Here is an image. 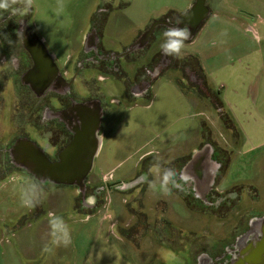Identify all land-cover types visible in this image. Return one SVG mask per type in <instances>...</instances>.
Returning <instances> with one entry per match:
<instances>
[{"label":"rangeland","instance_id":"1","mask_svg":"<svg viewBox=\"0 0 264 264\" xmlns=\"http://www.w3.org/2000/svg\"><path fill=\"white\" fill-rule=\"evenodd\" d=\"M194 2L32 0L31 20L59 67L72 71L91 31L97 30L108 51L123 54L154 21H175ZM207 5L212 14L193 40L184 41L179 58L166 56L146 94L132 96L126 87L135 73L157 67L165 26L145 49L122 58L127 76L91 72L99 80L88 82L94 87L88 98L99 95L106 110L87 179L86 205L94 202L92 208L76 187L37 185L29 173L12 167L0 172V264H192L200 251L218 239L231 240L248 219L264 215V0ZM189 56L200 60L202 72ZM191 65L206 77L234 125L226 127L221 109L202 96L200 83L191 82L185 71ZM24 101L0 91L1 147L22 130ZM207 143L226 164L217 190L240 191L237 203L217 213L176 192L171 179L170 194L161 188L166 171L181 170ZM151 150L159 153L136 168ZM111 172L124 184L142 172L148 176L133 189L109 192L102 177ZM22 198L30 203L22 204ZM106 198L111 219L103 220Z\"/></svg>","mask_w":264,"mask_h":264},{"label":"flooded vegetation","instance_id":"2","mask_svg":"<svg viewBox=\"0 0 264 264\" xmlns=\"http://www.w3.org/2000/svg\"><path fill=\"white\" fill-rule=\"evenodd\" d=\"M12 9H15L14 14ZM12 9L8 11L0 9V91L13 93L25 99V103L21 105L25 119L18 125L22 127V130L17 132L18 136L11 143L0 146V172H7L9 167L20 169L16 165L17 159L12 155L11 149L14 143L22 138L35 142L44 150L48 158L55 162L62 149L73 138L68 120H75L81 116L84 112L83 107H87L88 103L101 100L99 95L88 98L92 93L91 90L94 89L88 86V82L94 79L98 81L102 72L106 74H109V71L114 72L113 76L128 75L124 68L127 63L121 62L123 60L121 54L108 51L101 43V38H98L97 30L91 31L87 37L85 49L73 62V70H62L55 56L46 48L43 39L39 37L32 25V7L26 9L23 4L17 3L12 6ZM170 21L174 22L172 19ZM130 48L128 47L124 53L129 52ZM135 52L125 55L124 58ZM166 59V55L162 53V58L158 64L156 63L157 67L145 70L147 74L135 73L132 84L126 87L129 94L135 97L146 94L157 72L166 63ZM196 69L194 66H187L185 70L190 74L191 82L194 80V84L202 82L200 75H197L200 69L198 68V71ZM92 71L99 72V75H95V72L91 73ZM31 95L33 100L30 101L28 99H31ZM101 106L104 119L106 110L102 102ZM30 129L34 130V133L30 134ZM208 144L210 143L206 145ZM191 158L192 156L183 163L181 170L175 171L174 178L173 176L170 178L172 183L179 184V187H174L176 192L186 194V198L194 197L195 203L200 204L199 207L205 206V209L215 213L221 206L227 204L233 206V201L237 203V200H240V191L229 190L227 194H220L217 190V184L221 179L220 176L224 175L225 167L216 149L213 150L212 159L223 165L211 187L208 185L211 169L207 166L208 168L204 169V177L199 178L196 167L186 168ZM204 165H206L205 162L201 160L196 166L200 168ZM181 175L184 177L182 180ZM146 176L148 175L142 172L138 178L132 180L133 183L129 186L125 188L118 186L113 189L128 191L140 182L146 181ZM33 181L37 185L42 184L36 183L34 178ZM106 188L109 190L107 186ZM83 204L86 205V201L83 200ZM209 248L212 253L208 249L200 251L191 261L192 264H264V215L251 217L245 228L237 232L231 240L218 239Z\"/></svg>","mask_w":264,"mask_h":264},{"label":"water","instance_id":"3","mask_svg":"<svg viewBox=\"0 0 264 264\" xmlns=\"http://www.w3.org/2000/svg\"><path fill=\"white\" fill-rule=\"evenodd\" d=\"M210 15L211 11L207 6V0H195L194 4L186 12L180 14L174 22L169 20L154 21L150 28L132 45L129 52L120 56L124 57L129 53L144 49L159 26L167 28L170 26L181 28L187 26L191 32L188 41H191ZM177 21L182 22L177 24ZM83 111L82 115L75 118V120H68L73 138L62 149L55 162H52L44 150L35 142L26 138L18 139L14 143L11 153L17 159V167L29 173L36 183L76 187L82 193L85 202L87 179L93 169L95 157L101 146L100 131L103 120L101 101L95 100L88 103L87 107H83ZM213 150L214 148L210 144L205 145L192 155L186 166V168L189 166L196 167L199 178L204 177V169L208 166L212 171L208 184L210 187L214 185L222 168L221 163L212 160ZM201 160L206 165L199 168L196 165ZM118 186L125 188L129 184L115 182L109 184L108 189L112 190Z\"/></svg>","mask_w":264,"mask_h":264},{"label":"clouds","instance_id":"4","mask_svg":"<svg viewBox=\"0 0 264 264\" xmlns=\"http://www.w3.org/2000/svg\"><path fill=\"white\" fill-rule=\"evenodd\" d=\"M21 3L23 6L28 9L32 6V0H0V9L8 11L9 9H12V6ZM13 14L15 13V9H12ZM182 21H177V24L181 23ZM191 32L190 29L185 26L184 28L177 27V26H170L166 29V31L163 33L164 41L161 44V51L166 56H174L179 58L182 53V49L184 47V41L188 40L190 38ZM174 170L166 171L163 175V180L161 182V188L165 194H170L171 189L169 188V180L170 177L175 175ZM180 179H184V177L181 175ZM172 187H179L178 182L172 183ZM22 204L28 205L30 201L24 200L22 198ZM62 224V221H60ZM56 242H60V238L57 237ZM69 240H63V243L66 245L69 243Z\"/></svg>","mask_w":264,"mask_h":264},{"label":"trees","instance_id":"5","mask_svg":"<svg viewBox=\"0 0 264 264\" xmlns=\"http://www.w3.org/2000/svg\"><path fill=\"white\" fill-rule=\"evenodd\" d=\"M192 60V63L196 66H198V68L202 69L201 67V63H200V60L195 57V56H189ZM190 63V61H189ZM192 66V65H191ZM196 66V67H197ZM203 71V69H202ZM201 71V72H202ZM202 79V82L200 83L201 85L200 86V90H201V94L202 96L208 98L212 104L214 105V107L217 109V110H220L221 111V116H222V120H223V124L228 127L229 123L233 124V122L231 121V118L227 115L226 112H224V106H223V103L220 101V98L215 96V94H213L209 87H208V84H207V81H206V77L204 75H202V77H200ZM181 85V84H180ZM182 89H183V86L181 85ZM184 91V89H183ZM185 92V91H184ZM234 125V124H233ZM224 167H226V164H224Z\"/></svg>","mask_w":264,"mask_h":264},{"label":"built area","instance_id":"6","mask_svg":"<svg viewBox=\"0 0 264 264\" xmlns=\"http://www.w3.org/2000/svg\"><path fill=\"white\" fill-rule=\"evenodd\" d=\"M102 181L104 182V184L106 186H108L111 182L114 181V174L111 172L109 174H106L102 177ZM109 191V190H108ZM110 192V191H109ZM107 203L104 205V210H105V217L104 219H111V217L108 216V212H109V205L111 204V199L106 198ZM94 202H89L88 206H93ZM90 216H87L86 219H89Z\"/></svg>","mask_w":264,"mask_h":264},{"label":"crops","instance_id":"7","mask_svg":"<svg viewBox=\"0 0 264 264\" xmlns=\"http://www.w3.org/2000/svg\"><path fill=\"white\" fill-rule=\"evenodd\" d=\"M208 6V5H207ZM209 7V6H208ZM210 9V8H209ZM211 11V10H210ZM211 14H212V12H211ZM157 153H159L158 151H155V150H151V151H149V152H146L142 157H144L143 159H141V161H139V163H138V165L136 166V168L138 167L139 168V165H141L142 164V161L146 158V157H150V156H152V155H154V154H157ZM116 182V178H115V180L112 182V183H115ZM86 208H92V206H86ZM68 214V213H67ZM92 215H95V214H91L90 215V217L92 216ZM70 216V215H69ZM103 220H104V218H103Z\"/></svg>","mask_w":264,"mask_h":264}]
</instances>
